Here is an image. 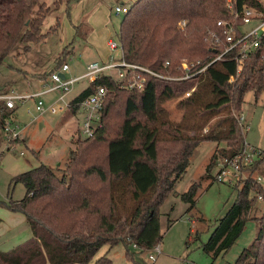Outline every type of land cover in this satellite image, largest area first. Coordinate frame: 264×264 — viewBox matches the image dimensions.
I'll return each mask as SVG.
<instances>
[{
	"label": "trees",
	"instance_id": "1",
	"mask_svg": "<svg viewBox=\"0 0 264 264\" xmlns=\"http://www.w3.org/2000/svg\"><path fill=\"white\" fill-rule=\"evenodd\" d=\"M77 0H57L56 5ZM55 5V6H56ZM244 6L263 8L259 0H137L123 14L118 32L123 58L168 76H181L182 61L198 60L205 65L224 50L227 43L213 47L209 32L220 18L235 19ZM57 7V6H56ZM56 9V8H55ZM53 9L41 0H0V65L18 42H40L54 33L57 22L46 32L43 26ZM186 24L181 26V21ZM59 55L50 74L65 62ZM237 49L210 64L205 72L187 79H166L146 74L143 90L122 87L114 76H99L74 99V105L100 86L107 88L103 127L92 137L79 133L76 147L64 165L56 168L41 163L13 178L24 184L25 196L3 203L22 212L32 236L10 250L0 249V264H112L108 254L95 259L99 250L123 243L133 261L161 242V206L184 177L196 148L203 142L219 146L207 171L224 157L241 153L246 140L238 113L248 92L264 91V62L261 52L243 59L237 75ZM169 61L166 65L165 62ZM237 75L234 81L231 76ZM185 112L173 122L162 104L183 97ZM74 105V106H73ZM13 114L0 101V130ZM219 116L216 125L228 123L226 131L199 132L197 125ZM79 132V130H78ZM264 158L247 167L246 178L236 182V198L207 242L213 257L229 250L243 233L248 220L257 223V233L235 264H264V185L253 173ZM200 184L194 182L181 194L191 212ZM262 197V199H260ZM262 205L260 215L251 216ZM139 249H135L133 244Z\"/></svg>",
	"mask_w": 264,
	"mask_h": 264
},
{
	"label": "rangeland",
	"instance_id": "2",
	"mask_svg": "<svg viewBox=\"0 0 264 264\" xmlns=\"http://www.w3.org/2000/svg\"><path fill=\"white\" fill-rule=\"evenodd\" d=\"M45 3L46 6L53 9L50 14L56 13L55 10L59 4ZM122 16L113 14V22L110 23L115 36L114 39L118 42V25ZM47 21L48 17L44 25H46ZM59 21L60 25H62L63 17L61 14L59 15ZM253 22L255 23L256 20ZM253 22L246 24L244 30L250 29L254 24ZM82 33L83 29L80 30L78 36L77 34L75 35V46H77L74 52L71 50L72 46L68 44L71 40L66 43L63 35H60L63 37V46H61L62 51L60 53L57 52L56 46L58 35L51 37L47 42L43 41L44 38L40 42L30 43V47L27 50H25V47L28 44L18 41L7 56L5 63L0 65V85H6L9 89L14 87L15 92L19 94H24L26 90L32 91L34 87H25V81L27 79L38 81L37 77L31 78L25 75L23 71L15 69L23 68V70L30 72L46 71L48 73L54 68L59 55L64 50L67 52L65 62L70 65V71L67 75L71 76L77 62L84 63L95 56V54L89 55L87 52H82L78 48L77 42L80 41ZM116 52V54H120L118 50ZM107 53L110 55L111 51ZM86 83L87 80L85 79L79 83L76 82L67 98L77 94ZM38 87L40 89L43 88V86L40 87L39 85ZM49 96L43 95L42 98L46 100ZM35 101L34 98H31L25 102H19L17 109L19 114L16 116V120L23 127L22 133L27 137L26 144L16 143L14 149L5 150L8 139L6 133L0 130V249L2 250H10L32 236V230L28 222L13 218V214L23 215L17 212L13 213L3 204L11 200H21L25 196L26 189L24 184L13 182V178L20 173L37 167L41 163L48 164L54 168L58 165L64 168L71 150L76 147V141L79 137L77 117L73 118L71 113L68 112L64 116L63 113L59 115L46 114L38 118L40 115L34 109ZM184 102V98L175 97L168 99L162 104L173 122L181 120L185 112ZM28 109H30V112ZM242 112L244 113L243 131L247 145L257 146L264 150V91L258 96L254 91L248 92L242 111L238 115L240 116ZM34 116H38V119L31 123L30 120ZM219 118L217 116L211 120L201 122L197 125V130L206 132L212 127L214 131L216 130L220 133L226 131L228 123L216 125ZM66 144L69 147V151L67 150V153L64 154L65 150L64 152L62 151ZM226 144L225 141L220 144L217 141H207L196 148L186 174L177 182L175 190L162 204V240L160 242L162 253L157 256L156 260L151 261L147 253L143 252L136 254V259L133 261L127 256L124 244L120 243L109 251L108 256L112 260V264H235L242 250L248 247L256 236L257 223L255 220H248L238 240L229 250L217 257H213L211 253L206 252L203 248V244L208 241L217 224V219L227 212L236 198L235 184L237 181L233 177L226 181H218L216 179L219 171L217 164H214L210 171H207L210 159L218 149L217 147L222 148ZM22 150L25 154H21ZM247 173L249 174V172ZM253 176H261L264 184V161H261V164L258 165ZM194 182L200 184L195 198L196 204L191 212H187L189 204L183 201L181 194L187 191ZM261 209L262 205H259L251 216L260 215ZM47 264L50 263L48 262Z\"/></svg>",
	"mask_w": 264,
	"mask_h": 264
},
{
	"label": "built area",
	"instance_id": "3",
	"mask_svg": "<svg viewBox=\"0 0 264 264\" xmlns=\"http://www.w3.org/2000/svg\"><path fill=\"white\" fill-rule=\"evenodd\" d=\"M261 6L258 8L254 6H244L235 15V18H241L242 24H237L234 19L220 18L216 22L217 28L209 32V38L212 41L213 47H220L222 41L227 43L226 47L213 60L205 65H201V60H183L182 61V75L168 76L148 67L138 65L126 61L123 58L122 47L115 39L109 40L110 49L114 51H121V57L112 61L99 62L93 61L88 66L86 71L80 76H68L70 65L64 62L61 66L55 69L50 74V82L43 84V88L32 94H19L14 90L10 92L0 93V101H3L7 108L13 111V114L5 121L3 131L6 133L8 139L7 149H14L16 143H22L21 137L22 129L20 124L15 121V111L17 102H25L28 99L35 98V110L38 115H44L47 112L60 113L72 107V100L67 98V95L73 90L76 82L80 79H87L89 82L94 81L99 76L106 74L114 76L122 87L137 88L143 90L146 86V74L154 75L166 79H187L196 74L205 72L206 68L216 60L224 59L226 54L231 53L237 49V54L233 57L238 62L237 75L240 73L243 66V59L252 51L261 52V59L264 62V0H259ZM236 6V0H227V7L233 9ZM131 4H117L114 7V12L117 15L126 14L130 10ZM256 20L254 23L253 21ZM254 23L248 30H244V26L249 23ZM186 21H181L183 26ZM166 65L169 64L167 60ZM236 75V76H237ZM235 75L231 76L230 81H234ZM192 88L186 92L182 98L191 95ZM58 91V97L55 101L46 102L43 95ZM107 88L100 86L94 93L85 97L82 101L76 102L74 105L82 112V117L79 123V133L83 137H92L103 127V108L107 96ZM73 105V106H74ZM240 124L243 128L244 116L241 113L239 116ZM24 154V152H21ZM264 156V150L256 146H246L244 150L233 156L224 157L217 161L219 171L216 175L218 181H226L234 178L238 182L241 178L248 176L247 167L252 166L256 160ZM262 183L261 176H254ZM262 199V197H260ZM135 249H139L137 244H133ZM151 261H155L157 256L162 253L161 245L158 243L154 247L145 251Z\"/></svg>",
	"mask_w": 264,
	"mask_h": 264
},
{
	"label": "crops",
	"instance_id": "4",
	"mask_svg": "<svg viewBox=\"0 0 264 264\" xmlns=\"http://www.w3.org/2000/svg\"><path fill=\"white\" fill-rule=\"evenodd\" d=\"M55 1H57V0L44 1V2L55 3ZM134 1H137V0H77V1H72L69 4L67 2H63L55 10L56 13H51L47 16L48 21H47L46 25L43 26V31L44 32L47 31L51 26H54L57 22L60 23V21H59V15L60 14L63 17V24L59 25L58 29L54 33H52L53 35L47 36L43 41L47 42V40L51 39V37L58 35L57 36L58 41H57L56 46L58 49L57 52L60 53L62 51L61 46H63V43H62L63 37H61L60 35H63L65 37L66 43L69 40L72 41V42L70 41L68 44H70V46H72L71 50L74 52L76 50V46H77V45L75 46V41H76L75 35L77 34V36H78L80 30L83 29V33H82V35H80L81 39L79 42H77L78 48H80L82 50V52H87V54H89V55L95 54V56L93 57V59H89L88 61H85L84 63L77 62V65L73 69L72 76H80L86 71L87 66L93 61L106 62V61H112V60H115V59H118L119 57H121V51H119L120 52L119 55L116 54L117 52L116 51L113 52L110 49V46L108 43L110 39L115 38L113 30L110 27V23L113 22V18H112L113 14L115 16H121V15H117L114 12V7L117 4L128 5V4H132ZM47 17H46V19H47ZM120 23H121V21H120ZM120 23L118 25V28H120ZM59 41H61V42H59ZM110 51H111V53L109 55L107 52H110ZM10 67L13 69L12 66H10ZM15 70L23 71V73L25 75L30 76L31 78H34L36 76L38 79V81H35L34 79H32V80L27 79L25 81V87H34V89L32 91L26 90L27 92L25 91L24 94L35 93V92L39 91V89H40L38 87V85L41 87V86H43V84L50 82L49 75L44 77V78L41 77L42 74L47 73L46 71L36 73V72H30L28 70H23V68H17ZM81 80H84V79H80L77 83H79ZM85 80H87V79H85ZM89 84H90V82L87 80L86 85H84V87H82L77 94H75L74 96H72L68 99L74 100ZM11 90L15 91L14 87H11L9 89V87H7L6 85H0V93L10 92ZM58 94H59L58 91H54V92L45 94V96L50 95L49 98L46 99V102L55 101L58 97ZM35 104H36V101H35ZM18 107H19V102H17V105H16L15 121L18 124H20V122H18L16 120V118H17L16 116L19 114L17 112ZM34 109H35V106H34ZM28 111L30 112V109H28ZM68 112L71 113L73 118H75V117L78 118V124H77V131H78L80 119L82 117V112L80 110L68 109V110H66L64 112H60V113L54 114V113L47 112L46 114L59 115V114L63 113V116H64ZM46 114H44V115H46ZM242 114L244 116L243 112H242ZM37 117L36 116L32 117L30 120L31 123L36 121V119H38L42 116H39L38 118ZM178 120H180V119L178 118ZM20 126H21V124H20ZM21 129H23L22 126H21ZM67 132L69 133L68 130H67ZM21 137L23 139V142L20 144H22V145L26 144L27 137L24 136L23 133H21ZM7 145H8V143H7ZM7 145H6V147H7ZM6 147H5V150H8ZM68 149H69V147L66 144V145H64V149L62 152H64V150H65L64 154H66ZM12 212L14 213V211H12ZM17 213H21L23 216H21L20 214H13L14 219L17 218V220H19V221H26L27 222V218H26L25 214H23L22 212H17ZM161 227H162V224H161ZM109 251H110V249H109L108 245L103 246L99 250V252L97 253L95 259L104 255L105 253L109 254Z\"/></svg>",
	"mask_w": 264,
	"mask_h": 264
}]
</instances>
